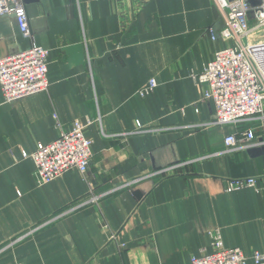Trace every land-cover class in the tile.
Returning <instances> with one entry per match:
<instances>
[{
  "label": "crops",
  "instance_id": "1",
  "mask_svg": "<svg viewBox=\"0 0 264 264\" xmlns=\"http://www.w3.org/2000/svg\"><path fill=\"white\" fill-rule=\"evenodd\" d=\"M22 1L31 36L0 16V58L47 50L49 87L9 103L0 88V264H191L215 232L226 248L264 254V122L214 125L195 80L232 46L215 2ZM259 32L252 45L264 44ZM75 121L87 124V171L37 183L22 154ZM246 129L253 145L228 150L225 138Z\"/></svg>",
  "mask_w": 264,
  "mask_h": 264
},
{
  "label": "built area",
  "instance_id": "2",
  "mask_svg": "<svg viewBox=\"0 0 264 264\" xmlns=\"http://www.w3.org/2000/svg\"><path fill=\"white\" fill-rule=\"evenodd\" d=\"M213 1L224 16L221 36L231 41L232 46L216 51L203 72L196 77L197 83L204 87L202 98L213 102L216 126H236L258 119L264 122V59L261 63L256 60L264 55V44L252 45L249 42L251 36L259 31L264 32V0ZM254 2L257 4L252 6ZM2 15L14 16L22 36H31L22 0H0ZM211 38L214 39L213 36ZM48 56L47 50L33 44L23 52L0 58V88L5 102H13L48 89ZM155 86L156 82L151 80L139 94L143 96ZM86 125L75 121L71 131L62 133L54 142L40 144L31 155L22 154L23 158L34 161L37 183L47 184L71 170L82 174L87 171L92 154L91 142L84 136ZM136 127L140 132L142 126L139 122H136ZM253 142L255 136L251 129L230 135L224 140L228 150L248 147ZM253 184L251 178L229 181L227 191L251 187ZM98 201L99 197L82 200L64 214ZM212 248L210 254L193 257L191 264H247L248 261L264 264V254L252 252L246 256L239 249L224 247L218 232L212 235Z\"/></svg>",
  "mask_w": 264,
  "mask_h": 264
},
{
  "label": "rangeland",
  "instance_id": "3",
  "mask_svg": "<svg viewBox=\"0 0 264 264\" xmlns=\"http://www.w3.org/2000/svg\"><path fill=\"white\" fill-rule=\"evenodd\" d=\"M259 33L262 34V31H260ZM254 38L255 37H253V38L251 37L250 40H249V42L251 43V39H254Z\"/></svg>",
  "mask_w": 264,
  "mask_h": 264
},
{
  "label": "water",
  "instance_id": "4",
  "mask_svg": "<svg viewBox=\"0 0 264 264\" xmlns=\"http://www.w3.org/2000/svg\"><path fill=\"white\" fill-rule=\"evenodd\" d=\"M257 3L256 2H254V3H252V6H254V5H256Z\"/></svg>",
  "mask_w": 264,
  "mask_h": 264
}]
</instances>
